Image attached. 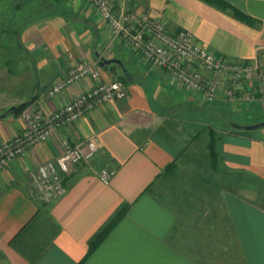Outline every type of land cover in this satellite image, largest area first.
Wrapping results in <instances>:
<instances>
[{"label":"crops","instance_id":"obj_1","mask_svg":"<svg viewBox=\"0 0 264 264\" xmlns=\"http://www.w3.org/2000/svg\"><path fill=\"white\" fill-rule=\"evenodd\" d=\"M63 1L58 12L21 30L29 68L22 71L23 80L13 81L11 98L0 101V143L23 128L16 106L27 103L25 108L50 114L96 83L84 78L45 96L76 59L97 61L101 81L123 79L127 96L59 127L0 171V264H264V206L233 187L238 173L264 184V126L245 130L230 124L231 129L220 130L214 174L226 172L230 178L212 181L208 170L194 165L188 174L180 171V158L190 162L188 128L177 130L168 115L175 106L195 105L196 93H178L161 70L145 71L120 44L110 46L103 58L122 65L99 66L105 47L100 18L85 1ZM223 1L252 21L206 0H112L116 11L134 18L149 10L171 35L190 31L218 56L243 63L264 60V0ZM94 136L96 154L73 166L63 180L65 193L40 202L31 192L29 171L53 160L65 145ZM103 167L114 171L107 184L97 176Z\"/></svg>","mask_w":264,"mask_h":264},{"label":"built area","instance_id":"obj_2","mask_svg":"<svg viewBox=\"0 0 264 264\" xmlns=\"http://www.w3.org/2000/svg\"><path fill=\"white\" fill-rule=\"evenodd\" d=\"M80 1L91 5L102 22L105 36L102 54L111 45H123L148 68L161 70L168 84L176 90L199 94L206 103H241L264 98V64L257 59L243 63L218 56L185 29L171 35L165 22L154 17L149 10L134 18L127 12L116 11L112 0ZM102 58L100 55L98 60ZM84 78L96 80V83L73 95L50 114L36 106L21 110L22 131L0 143V170L7 163L24 156L35 144L48 140L59 127L75 123L87 113L127 96L122 81H101L98 62L88 60L71 66L64 77L45 90V96L52 98ZM97 143V137H92L74 145H65L53 160L44 161L30 170L28 177L32 194L44 202L62 196L66 191L64 178L75 164L91 160L97 152ZM113 174V170L106 168L97 172L105 184Z\"/></svg>","mask_w":264,"mask_h":264},{"label":"rangeland","instance_id":"obj_3","mask_svg":"<svg viewBox=\"0 0 264 264\" xmlns=\"http://www.w3.org/2000/svg\"><path fill=\"white\" fill-rule=\"evenodd\" d=\"M9 1L10 0H0V20L1 19L5 20L12 15V13H9L8 9H7L8 8L7 5L9 3ZM29 14H30V12H28V11L22 12L21 14H19L20 17L19 16L15 17V15L13 14L12 17H10L11 21L8 23V27L15 25V23H16V25L22 23L23 18L29 16ZM10 30L11 29L8 28L9 33L8 32L2 33L3 30H2V27L0 26V101L1 102L4 101L5 99L11 98L10 96H12L13 92L10 93V91H11V86L14 83L13 81L16 78H18L20 81L23 80L25 78V76L23 77V75H26V74L22 73V71H25L26 69L29 68V59H28V57H26L24 52L21 50L20 46H19V48L13 47L10 50H8L7 47H4V44L5 45L6 44L7 45H14V43H15L14 41L16 39H18L20 41V37L18 35H20L21 30L18 31L19 34H16L18 37L15 35V33H10ZM102 31H103V28H102ZM13 49L15 51H13ZM100 55L104 56L105 53L102 54V52H101ZM81 60H84V59H81V58L78 60L76 59L72 63L71 66H73L76 62L81 61ZM257 60L259 62H261L260 64H264V60H262V59H257ZM71 66H70V68H71ZM112 66H116V65L112 64ZM144 66H145V71H147L149 69L148 66H146L145 64H144ZM16 73H18V74H16ZM161 73H163V72H161ZM140 74L141 73H138L139 76H140ZM125 81H127V80L125 79ZM166 88L168 89V85L166 86ZM176 91H178V93L183 92L180 90H176ZM178 93H177V95H178ZM262 93H263V91H262ZM192 96L196 99L195 105H188V106L183 105V106H179V107L175 106L176 110L174 112L169 111L171 113L170 114L171 116L168 115V119H169L168 121L174 122L175 127H177V130L179 129L182 132V131H185L184 128H186V127L188 128V136L190 139L188 141V147L189 148H187V150L190 151L189 158H188L190 160V162L188 163L186 161V158H180V160H179L180 166H184V169L181 168L182 170H180V169L179 170L180 171L186 170V173H187L188 168L192 167L194 165L193 167L196 166L201 171H203L204 169L208 170V172H206V171H204V172L208 173V175H207L208 179H209V177H211L213 175L212 181H215V178L216 179L217 178L220 179L221 177L225 178V179L230 178V174H228L226 172H223V173L220 172L219 174L218 173L214 174V172H212L211 169L209 168V165H208L209 149H208V147H209L210 141L214 139L215 144H216V140L219 137L220 130H222V132H224L228 129H231L232 127H230V124H232V123H237L240 125H249L246 123L253 121L255 119H264V98H261L262 99L261 101H252V102L251 101L250 102L243 101V102H241V104H239V103L233 104V102L231 103L228 101H213L211 103L205 104V103H203V99H202L201 95L194 94ZM257 104L260 107L256 106ZM169 112H167V113H169ZM183 123H185V125H183ZM97 150H98V148H97ZM195 152H196V154H197V152H199L201 154H199V156L194 157V155H191V153L194 154ZM202 153H205V155H202ZM183 161H185V162L183 163ZM4 168H2L1 170H3ZM238 175L239 176L236 178L235 184L233 186L234 189L238 186L240 192L241 191H247L246 193H248L250 196L256 198L257 203H259V204L261 203V205L264 206V184L258 182L257 180H255V179H253L250 176H247L245 174L238 173ZM187 179H188V177H187ZM187 179L185 178L186 182L189 181ZM184 185L185 184H183V186ZM223 185L225 186V184H223ZM181 186H182V184H181ZM188 186H189V184L187 182L186 186H184V187L187 188ZM213 186L214 185H212V187ZM178 188H176V191H179ZM226 188H227V186H226ZM252 188L254 191L251 190ZM190 192L192 193V189ZM246 193H244V194H246ZM256 195H258V196H256ZM257 197H259L260 199H257ZM259 200H261V201L259 202ZM40 202L47 203L44 201H40Z\"/></svg>","mask_w":264,"mask_h":264},{"label":"trees","instance_id":"obj_4","mask_svg":"<svg viewBox=\"0 0 264 264\" xmlns=\"http://www.w3.org/2000/svg\"><path fill=\"white\" fill-rule=\"evenodd\" d=\"M206 1L208 3L214 5V6L218 7L221 10L232 11L236 17H238L242 20H245L246 22L252 21L246 15H244V14L240 13L238 10L232 8L227 2H225L223 0H206ZM63 2H64L63 0H10L8 5H7L8 6L7 9H8L9 13H12V15L14 14L15 17H18V16L20 17L19 14H21L22 12H26V11L30 12V14H29V16L23 18L22 23L17 24V25L15 23V25H12L11 27L10 26L8 27V23L11 21L10 17H12V15L5 20L1 19L0 20V26L2 27V30H3L2 33L8 32V28H10L11 29L10 33H15V35L19 34L18 31L22 30V28L25 27V25L29 21L33 22V21H36V20L41 19V18H46L50 14L58 12L61 8H63ZM18 36H20V35H18ZM14 42H15L14 45H7V44L5 45L4 44V47H7L8 50L12 49L13 47L19 48V46H20L19 40L16 39ZM13 51H15V50L13 49ZM118 80H120V79H118ZM120 81H122L124 83L123 79ZM26 105H27V103L26 104H20V105L15 107L14 111L20 112L23 108L26 107ZM208 149H209L208 165H209V168L211 169V171L215 172L216 168H217L218 158H217V153L215 150V140L214 139L210 141ZM169 166L172 167L173 165L170 164ZM101 237H102V234H100L97 237V239L94 241V243H97Z\"/></svg>","mask_w":264,"mask_h":264},{"label":"water","instance_id":"obj_5","mask_svg":"<svg viewBox=\"0 0 264 264\" xmlns=\"http://www.w3.org/2000/svg\"><path fill=\"white\" fill-rule=\"evenodd\" d=\"M111 63L122 65V62L119 59H116V58H110V59L102 58L99 61V66L106 67V66H108ZM231 126L234 127V128H237V129L252 130V129L264 126V121H260V122L249 124V125H240V124H237V123H232Z\"/></svg>","mask_w":264,"mask_h":264}]
</instances>
